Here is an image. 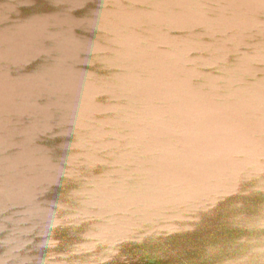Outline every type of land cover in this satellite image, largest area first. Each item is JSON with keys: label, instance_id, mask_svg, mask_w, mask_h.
I'll return each instance as SVG.
<instances>
[{"label": "water", "instance_id": "1", "mask_svg": "<svg viewBox=\"0 0 264 264\" xmlns=\"http://www.w3.org/2000/svg\"><path fill=\"white\" fill-rule=\"evenodd\" d=\"M0 264H264V0H0Z\"/></svg>", "mask_w": 264, "mask_h": 264}]
</instances>
